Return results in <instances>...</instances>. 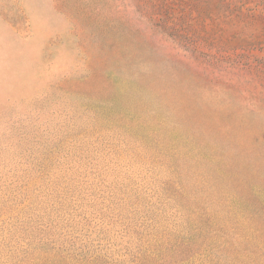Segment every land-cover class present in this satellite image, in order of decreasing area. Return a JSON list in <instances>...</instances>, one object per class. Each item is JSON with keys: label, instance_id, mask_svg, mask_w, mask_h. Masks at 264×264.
Listing matches in <instances>:
<instances>
[{"label": "rangeland", "instance_id": "374dc122", "mask_svg": "<svg viewBox=\"0 0 264 264\" xmlns=\"http://www.w3.org/2000/svg\"><path fill=\"white\" fill-rule=\"evenodd\" d=\"M0 264H264V0H0Z\"/></svg>", "mask_w": 264, "mask_h": 264}]
</instances>
